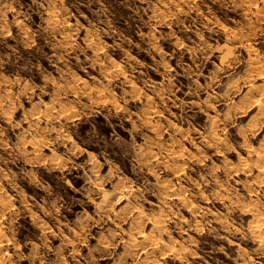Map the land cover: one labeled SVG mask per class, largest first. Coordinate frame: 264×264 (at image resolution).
I'll return each instance as SVG.
<instances>
[{"label": "rangeland", "instance_id": "rangeland-1", "mask_svg": "<svg viewBox=\"0 0 264 264\" xmlns=\"http://www.w3.org/2000/svg\"><path fill=\"white\" fill-rule=\"evenodd\" d=\"M0 264H264V0H0Z\"/></svg>", "mask_w": 264, "mask_h": 264}, {"label": "trees", "instance_id": "trees-1", "mask_svg": "<svg viewBox=\"0 0 264 264\" xmlns=\"http://www.w3.org/2000/svg\"><path fill=\"white\" fill-rule=\"evenodd\" d=\"M81 124V123H80ZM108 130H110V128L108 129L107 128V131H105L106 132V134H109L111 131H108ZM84 134V131H79V133L77 132V133H75L74 135H75V137L79 140V137H81L82 135ZM85 146H87L88 148H90V149H92V150H97L95 147H93L92 145H89V144H87V143H83ZM120 163L123 165V162H121L120 161ZM124 166V165H123Z\"/></svg>", "mask_w": 264, "mask_h": 264}, {"label": "bare ground", "instance_id": "bare-ground-1", "mask_svg": "<svg viewBox=\"0 0 264 264\" xmlns=\"http://www.w3.org/2000/svg\"><path fill=\"white\" fill-rule=\"evenodd\" d=\"M150 235V233H148L147 231L146 232H142L141 235H140V238L141 239H146L148 238ZM147 259V258H146ZM145 262V261H144Z\"/></svg>", "mask_w": 264, "mask_h": 264}]
</instances>
